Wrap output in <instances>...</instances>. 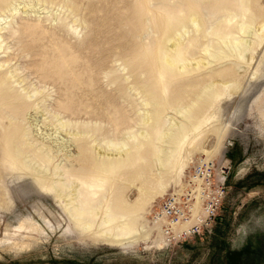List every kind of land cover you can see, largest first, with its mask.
Here are the masks:
<instances>
[{"label":"rangeland","instance_id":"374dc122","mask_svg":"<svg viewBox=\"0 0 264 264\" xmlns=\"http://www.w3.org/2000/svg\"><path fill=\"white\" fill-rule=\"evenodd\" d=\"M139 1H147V17L142 20L136 14ZM146 1L0 2V63L4 64L0 77L10 82L17 80L15 92L23 88L25 92L36 91L18 119H0V264H264V30L259 28V22L264 20V0H253L252 11L260 9L259 22H253L251 17H236L231 23L233 26L243 19L250 21L247 32L235 33L243 43L251 41L245 58L232 55L230 39L214 34L218 21L213 17L198 18L203 31H196L192 22L182 29V41L201 36L209 44L212 56L191 47L187 64H208L180 77L176 85L188 89L186 104L198 94L201 101H210L203 115L208 113L210 121L194 146L185 145L181 165L175 168L172 178H167L165 193L161 195L160 185L153 182L144 195L146 202L138 206L143 226L147 211L149 217L155 203L182 184L193 164L199 158L209 157L230 167L229 192L223 205V210H227L219 215L228 216L224 229L217 230L218 218L210 230L183 243L161 244L154 234L136 239L137 242L132 239L134 243L129 245L94 241L74 227L60 202L33 178L36 166L43 168L46 164L52 171L55 162L65 163L67 152L78 155V145L71 134L75 131L97 128L94 137L100 142L106 137L118 144L125 128L137 133L144 128L140 117L144 110L143 94L139 91L145 75L140 76L143 71L131 60L140 47L161 38L152 14L184 7L193 0ZM217 50L225 54L215 56ZM229 66L236 69L233 76L219 75V70ZM226 82L233 86L229 88ZM211 83L215 85L210 89L207 86ZM61 104L68 106L63 109ZM170 107L166 113L180 119L181 115L172 109L176 104ZM116 117H121L119 129L114 124ZM60 120L68 124L62 126ZM15 125L26 133L32 150L35 147L29 143L41 144L50 149L54 160L42 163L33 152H26L22 169L13 165L12 158L4 154L3 138ZM126 193L130 202L135 203L140 191L133 185ZM25 221L39 227L40 232L20 229L18 226ZM16 240L32 245L17 252L9 250Z\"/></svg>","mask_w":264,"mask_h":264},{"label":"bare ground","instance_id":"6f19581e","mask_svg":"<svg viewBox=\"0 0 264 264\" xmlns=\"http://www.w3.org/2000/svg\"><path fill=\"white\" fill-rule=\"evenodd\" d=\"M2 1L0 0V2ZM146 2L140 3L139 1L137 3L139 5L136 6V14L140 20L148 12L145 6ZM253 3V0H193L184 7L162 9L155 12L156 14H152L155 28L162 34L161 38L140 47L136 51L135 57L130 58L132 59L131 63L143 71L140 76L144 77L143 75H145L141 86L137 85L142 89L139 93L143 94L144 110L142 115L140 113V117L144 128L138 133L130 128H125L118 144L113 143L114 139L105 137L103 142H106L109 149H106L104 143L94 137L97 128L83 132L75 131V133H71L69 130L73 135L75 145H78V155L71 151L67 152L65 163L63 161L55 162L52 171L46 164L43 168L36 166L32 170L35 182L42 190L53 195L60 202L59 204L64 208L67 217L70 218L76 229L89 234V237L94 241L108 244L129 245L132 244L131 241L134 243L132 239L137 242L138 239L148 237L149 234H154L161 244L165 243L160 225L152 224L148 219L149 210L146 213L144 225H141L140 221L143 215L141 207L138 208V206L146 202L144 195L153 182L160 185L159 193L161 195L165 193L168 179L172 178L175 168L181 165V156L185 145L194 146L198 137L205 132L204 126L210 121L208 113L203 116L210 101L208 99L201 101V94H198L192 102L186 104L185 94L188 89L176 85L180 77L189 75L193 72L192 70H201L208 64L195 61V66L190 67L191 64H187L190 48L201 49L212 56L208 49L209 44L204 42L201 36L195 35L186 41H182L179 36L182 35V29L187 27L189 22L194 23L196 31L200 32L202 26L198 18L208 15L218 21L214 34L221 39L231 40L229 44L232 43L231 46L234 50L232 55L240 59L245 58V54L251 47V41L247 40L246 43H243L240 41V37L235 36V33L247 32L250 21L243 19L233 26L231 23L236 17L249 19L251 17L253 22H257L260 17V9H258L259 12L252 11L254 9L252 5L255 6ZM184 12L188 16H185ZM150 18L152 17L150 16ZM148 20L151 19L148 17ZM259 28L264 30V20L259 22ZM1 29L0 25V32ZM205 37L207 36L205 35ZM1 38L0 36V48L3 42ZM222 53L217 50L214 55L219 57ZM3 65L0 63V68ZM60 65L58 67H64ZM61 68L59 69L61 70ZM235 73L236 69L231 66L219 70V75L233 76ZM14 84L18 85L19 83L17 80L10 82L9 79L5 80L0 77V119L7 117L18 119L22 114L20 112L25 107L28 109L29 100H32L36 95V91L34 93L32 91L31 94L29 91L25 92V88L15 92ZM214 85L211 83L207 87L213 88ZM226 85L229 88L233 86L229 82H226ZM171 95H174L172 101L169 100ZM62 104V108L68 106ZM171 104H176V107L172 109L181 115L180 119L174 116L170 117L166 113L171 108ZM140 109L142 110V108ZM119 119L114 120L116 129L122 125ZM97 123L95 122V124ZM67 124V121H61L62 126ZM70 125L67 127L69 128ZM107 131L109 132V130ZM110 134L108 135L110 136ZM3 140V149L6 152L3 151L4 154L12 158L11 163L21 169L23 156L26 152H33L34 156L42 163L54 160L50 149L41 144L29 143L35 147L32 150V146H29L26 141V133L19 125L10 127ZM74 141L72 140V142ZM133 185L137 186L140 191L135 203L130 202L129 194L126 193V190ZM18 227H24L29 232H40L39 227L26 221ZM29 243L24 240L12 242L8 248L17 252L32 245V242Z\"/></svg>","mask_w":264,"mask_h":264},{"label":"built area","instance_id":"2783aa9c","mask_svg":"<svg viewBox=\"0 0 264 264\" xmlns=\"http://www.w3.org/2000/svg\"><path fill=\"white\" fill-rule=\"evenodd\" d=\"M229 169L226 162L199 158L182 184L155 203L148 219L160 225L167 245L183 243L217 223L229 192Z\"/></svg>","mask_w":264,"mask_h":264},{"label":"crops","instance_id":"0c3cea01","mask_svg":"<svg viewBox=\"0 0 264 264\" xmlns=\"http://www.w3.org/2000/svg\"><path fill=\"white\" fill-rule=\"evenodd\" d=\"M224 207V206H223ZM227 209H226V207H225V210H223V208H222V210H221V212H223V211H226ZM228 223V216H227V214H222V216L221 217H219V221H218V226H217V230L220 228V230H222V229H224V227L226 226L225 224H227Z\"/></svg>","mask_w":264,"mask_h":264}]
</instances>
